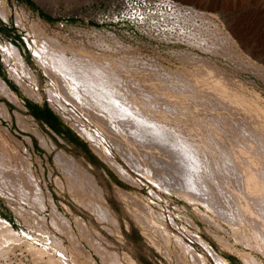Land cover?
Segmentation results:
<instances>
[{"label": "rangeland", "instance_id": "rangeland-1", "mask_svg": "<svg viewBox=\"0 0 264 264\" xmlns=\"http://www.w3.org/2000/svg\"><path fill=\"white\" fill-rule=\"evenodd\" d=\"M208 1L210 6L215 5L213 9H206L202 0L3 2L1 15L6 25L0 29V76L11 86L15 85V78L10 74L11 64L5 60L1 49V44H13L26 66L31 69L35 82L26 76L23 78L24 82L15 80L27 94L36 92L33 93L34 97L48 101L79 132L81 129L80 133L83 135V127L91 123L72 109L71 105L76 104L74 97L61 87V95L68 97L71 105L69 107L66 104V112H63L53 103L50 91L55 89L54 81L60 82V86L62 83L37 56V52H41V46H46L57 50V55L63 53L69 60L83 59L85 64H99L96 75L103 76L100 79L110 78L106 82L110 86L118 84V88L121 87L119 91L127 93L128 101L135 100L136 95L143 92L145 96L152 97L151 102H158L155 103L158 106L160 102L178 108L176 103H185L191 111L200 113L208 122H218L220 143L232 150L246 147L253 155L264 160V131L260 127L264 123V0H228L226 7L221 6L222 0ZM197 10L213 13L221 11L228 22H223L217 16L200 14ZM105 70L110 71L107 73L110 74L106 76L103 73ZM217 78L225 86L223 83L216 85ZM88 97L90 98V93L86 98ZM169 97L172 103L168 100ZM10 100L0 95V104H5L10 114V117L4 115L0 105V161L3 162L4 169L0 175V214L11 223L16 232L35 240L38 247L47 245L52 249L53 241L48 239L57 238L75 253L74 258L78 264L90 262L86 261L88 258L85 259L80 250L78 252L74 248V244L78 247L80 242L89 249L92 259L96 261L91 264H111L105 262L106 257H101L106 250L118 252L120 264H128L125 259L128 255L135 264H196V259L204 264H214L206 254L200 238L198 239L200 236L231 264H247L244 260L246 257L251 258L247 259L252 264H258L254 257L264 264V227L254 216L251 221V216L226 200H221L220 204L215 202L218 205L225 202L222 205L225 209L228 204L230 206L227 205V209L232 208L235 215L237 213L235 222L238 224H235L234 230L232 225L227 224L232 221L222 211H209L205 204L210 206V203L206 199L192 202L178 190V186L161 188L153 180H144L147 178L142 172L144 176L140 175L139 170V175L134 170L137 178L133 179L137 180L128 181L101 156L98 145H93L84 133L83 136L101 158L92 150H86V146H83V151L88 152L85 157L77 151V147L67 149L66 153L80 165L81 168L76 164V169L82 170L80 173L87 172L83 173L84 176L81 174L83 178L85 174L90 177L89 173L95 176L103 192L105 203H101L107 205L117 224L98 217L84 200L88 197L93 199V195L87 191L85 193L78 186L75 177L65 174L55 159V152L44 156L34 153L26 146L22 136L27 134V126L22 122L25 121L23 115H19L26 113L22 110L24 104L19 99L18 102L12 100L16 104ZM92 100L93 98L87 101ZM17 105L21 106V110ZM76 106L75 108L78 107ZM81 106L84 112L95 118V111L89 112V107L83 104L86 106L83 109ZM170 118L172 119L166 121L169 128L179 129L178 132L188 135V138H194L193 135L197 133L201 142L207 141L205 136L192 128L198 126L199 120L189 118L177 121L176 118ZM184 124L190 127L183 126ZM121 151L123 155L124 151ZM41 152L44 153L43 150ZM124 155L127 160L130 157L132 159L130 154ZM146 157L148 158L145 160L144 157L141 159L142 163L139 162L145 167L152 165L154 160L153 156ZM209 159L210 157L205 158L206 163L211 164L215 175L217 174L216 180H209V184L214 187L217 181L220 186H216L217 189L224 191L226 174L214 169L215 162ZM132 163L136 164L134 160ZM217 164L223 167L221 161ZM78 170L76 171H81ZM159 175L160 179L163 178L161 181L169 182L163 177L164 174ZM31 177H34L32 182L37 185L32 184ZM172 187L177 189L173 190ZM138 213L141 216L149 213V216L146 219L144 216L140 218ZM62 216V221L67 217L64 222H69L68 224L61 223ZM149 219L151 224L148 223ZM142 220L150 226L145 225L148 227L145 228ZM62 224L69 225L72 229ZM166 231L169 234L168 240ZM70 235L72 238H69ZM100 246L104 248V252H101L103 248L97 250ZM20 247L14 246L7 254H0V264H46L43 260L34 259L25 247ZM243 252L245 257L241 255Z\"/></svg>", "mask_w": 264, "mask_h": 264}, {"label": "bare ground", "instance_id": "bare-ground-1", "mask_svg": "<svg viewBox=\"0 0 264 264\" xmlns=\"http://www.w3.org/2000/svg\"><path fill=\"white\" fill-rule=\"evenodd\" d=\"M227 1L228 0H222L221 6L226 7ZM202 3L205 6V8L208 10L210 8L213 9V7L215 6L214 4L210 6L208 0H202ZM204 11L205 10H203V12L200 10H197V12L200 14H207L206 16L209 15L213 17L217 16L223 22L225 23L228 22L226 20V17L221 11H219L218 13H213V11H210V12H204ZM1 49H2V53L4 55L5 60L9 62V64H11L10 74L13 78H15L16 80H19L20 82H24L23 81L24 76L28 78L31 77L30 80L31 79L34 80L33 75L31 74L32 73L31 69H29L26 66L24 59L21 56L16 46H14L13 44H9V43L1 44ZM56 51L50 48H47L46 46H41V52L39 53L37 52L38 58L42 60V62L50 69V71L56 74V78H58L62 83V85L60 86V82L58 83L57 80H55L56 82L54 81L55 89L53 88L54 91H50L53 103L56 105V107L61 109L63 112H66V108H65L66 104L69 105L70 107L71 103L67 100L68 97H63L61 95V93L63 92L61 90V87L62 88L64 87L65 90H67V92L71 95V97H74L73 99L76 100L75 101L76 104H74L72 100V103L74 104V105H71L72 109L76 111V113L77 112L80 113V115H82L83 118H86L89 121V123H91V124H88L86 122L88 126L87 125L84 127L82 126L84 129L83 130L84 133L88 136V140H90L93 145L95 146L98 145V147L100 148L101 156L103 155V158L105 157L107 161H109V163H111L114 166L115 170H117V172L121 175V177L127 178L128 181L130 180L135 181L137 179H133L134 177H136L134 170H136V172L139 170L140 175L143 173L146 176L147 179H144V180H148V179L153 180L154 182L157 183V185L158 184L161 185V188L162 187L171 188L172 185L176 187L177 186L180 187V189L178 188V190L182 192L184 196L189 198L192 202L196 201L197 199L198 200L202 199V201L203 199H206L207 202L210 203V206L205 204L207 206V209H209V211L211 209V212L212 210L214 212L218 210L219 212L222 211L223 214L227 215L226 218L229 217V219L232 221V222L228 221L227 224L232 225V227L235 230L236 228L235 226L238 224V223L236 224L235 222L237 213L235 215V212L231 210L232 208H230V210L229 208L227 209L228 204L227 205L225 204L226 205V209H225L223 207L224 206L223 204L225 202L221 203L223 206L218 205L217 203L215 204V202H218L220 204L221 200L222 202L223 200L224 201L226 200L227 203L234 206L235 208H239V210L246 213L247 216L249 217L251 216V218H249L251 221H252V216H254L258 220V222L261 223V225L264 227V160L253 155L252 152H250L246 147L240 148L238 150L237 149L232 150L228 148L224 143L223 144L220 143L221 138L219 135L220 132H219L218 122H215V123L208 122L207 120H205V117L202 116L200 113H194L193 111H191L185 103L183 102L176 103L179 105L178 108H176L175 106H171L170 104H166V103L162 104L160 102H159L160 106H158L155 104L158 102H155V103L151 102L150 99L152 97L149 95L145 96L143 92L140 95H136L135 100L128 101L127 93L126 94L121 93L119 91V88L121 89V87L118 88V84L117 86H114V85L110 86L106 83L110 81V78L104 77V79H100L103 76H99L100 77L99 78L96 75V72H99V69L97 68L99 64L89 63V62H88L89 64L87 63L85 64V61H82L83 59L72 61V59L69 60L68 58H66L63 55V53H60L62 54L61 56H59L60 54L57 55ZM58 52H61V51H58ZM104 72L106 73V76L110 74V73L107 74L110 71L105 70L103 71V73ZM116 80H118V78ZM216 81H217L216 85L217 84L221 85L223 83L222 82L220 84L221 80H218V78ZM223 85L225 86L224 83ZM34 90H35V87H34ZM82 90L90 93V98L89 97L86 98L88 96V93L84 92L86 93L84 96V93L82 92ZM33 93H36V92H32L30 94L33 95ZM0 95L8 97L11 100H14L17 102L19 101L18 100L19 98L16 95V93L12 91V89L9 87V85L6 83V81L1 76H0ZM168 95L170 96V93H168ZM91 96L93 100L87 101V100L92 99ZM137 97L141 98V100L139 101ZM170 97L168 100L172 103L173 101H171L172 99H170ZM83 104L89 107V109H87V110H90L89 112H92V110L93 112L95 111V118H91L89 113L84 112L85 110L83 111L80 108V106L81 105L83 106ZM0 105H2L3 114L6 116H9L10 114H9V111L6 105L3 103H1ZM75 105H77L78 107L77 106L76 107L79 109L75 108ZM86 106H83L84 107L83 109H86ZM170 117H173V119L176 118L177 121L178 119L181 121V120H186L189 118L199 120L198 126L197 127L193 126L192 128H194L197 132H199L198 134H202L203 136H205V139L207 141L204 140L205 142H201V138L199 140V135H197L196 132H195L196 134L193 135L194 138H188V135H185L180 131L178 132L179 129L177 130L176 128H172V127L169 128L166 125V121L172 119ZM22 122H24V124L27 126V123L25 121H22ZM168 123H171V122L169 121ZM82 125H85V124H82ZM183 126H186V125L184 124ZM188 126L189 125H187L186 127ZM260 127H261V130L264 131V123H261ZM181 128L183 127H180V129ZM79 130L81 132V129ZM187 130L188 132L190 131L189 129ZM205 131L206 133H204ZM40 137H41L43 145L45 147L50 148V146L48 145L49 143L44 138V136L40 134ZM121 150L124 151L123 152L124 154L127 153L126 154L127 156L130 154L129 156H132V159L134 160V162H136L137 165L134 163L136 165L135 166L132 163L133 160L131 159V157H130V160H127L126 158H124L123 157L124 154L122 155ZM202 150H204L203 153H205L206 157H210L209 160L211 162L212 161L215 162L213 163L215 166V167L213 166V168L214 169L216 168L217 170H220L222 171V173L226 174L225 177H227V183H226V186L223 185V187L225 188V189L223 188L224 191L217 189V187L220 188L219 183L217 181L216 183L214 182L215 183L214 187L210 186L209 180L213 178H215L216 180L217 174L215 175L211 164L206 163L205 161L206 157L201 152ZM146 155H149L150 158L154 157L153 158L154 160H152L153 164L147 167H145L146 165L143 166V164H140L142 163L140 161H142L141 159L143 157H144V160L148 158L146 157ZM55 157H56L55 159L59 167L61 166V169H63L65 174L71 177H75V180L77 181L78 186L81 189H83L85 193L87 191V193L89 192V194L93 195V199H90L89 197L84 199L86 200L85 202L87 206H89L90 209L94 211L98 217L102 219H109L116 225L117 221L115 220V217L114 216L112 217L107 205H104L105 202L103 201L104 200V197L102 194L103 192L101 191L102 190L101 187L97 184L95 176L89 173L90 177L87 176L88 174L87 175L85 174V177L83 178L84 176L83 173L86 171H83V173H80L82 172V170L79 169L81 170L79 171L78 169H76L78 167L76 166V164L77 165L79 164L75 162L73 159L72 161L71 160L72 156L69 158V155L64 151H59ZM220 161L223 164V167H219V164H217ZM146 162L149 163V161H146ZM2 163L3 162L0 161V175H2L3 170H4ZM150 163H151V160H150ZM76 170H78L79 172H77ZM17 172L19 173V171ZM138 173L139 172H137V174ZM159 173L164 174L165 176L163 175V177L166 179V181H169V182L164 183L163 181H161V179L163 178L160 179ZM81 174L83 176H81ZM143 176H140V177H143ZM31 178H32L31 179V182H32L34 177H31ZM143 182L145 183V181ZM33 183L34 182H32V184ZM35 184L36 183H34V186ZM174 188L172 187L173 190L177 189V188L176 189ZM37 190H41V189L37 188ZM178 190L177 192H179ZM41 198H44V196L43 197L41 196ZM102 201L104 203H101ZM233 203L236 205L239 203V206L237 205L238 206L237 207ZM54 210L56 211V209ZM57 215L58 214L56 213V216ZM63 216L62 218H60V220L63 219ZM143 216L139 215L140 218H143ZM146 216H144L145 219H146ZM64 221H67V217L64 219ZM64 221L61 220V223L63 224L65 223L66 225L67 222H64ZM147 221H148V218H147ZM142 222L145 223L143 224L145 227V225H147L146 221L142 220ZM150 222L151 221L149 219L148 223ZM52 223H54V221H52ZM150 224L147 226H150ZM251 224L253 225V222ZM55 226L57 227V225ZM67 226H64V227H67ZM145 228H148V227H145ZM70 229L72 228L70 227ZM262 229L264 230V228ZM238 232H240V230ZM145 233H148V232H145ZM257 233L258 232H256V234ZM21 235H23L24 237L23 236L21 237ZM72 235H70L69 238L70 237L72 238ZM165 235H166V239L168 240L167 237H169V234L167 233V231ZM199 238H200L201 244L203 245V248L206 251V254L213 261L214 264H231V262L226 257L216 252V250L212 246H210L205 239L198 236V239ZM260 238H262V236H260ZM48 240H50L51 242L53 241L52 244L54 245V247L52 249H50V246H47V245L38 247L34 243L35 240L33 241L31 238H29L28 235L26 236L25 234H19L18 232H16V230L12 227L11 223L0 214V254L2 255L7 254L8 252L12 251L11 249L14 246L15 248L22 246V247H25L26 250H28V252L32 255L34 259L43 260L45 261L46 264H56V263L63 264V262H67L70 264H78V262L76 261V258H74L75 253L74 252L72 253V251L69 250V247L65 246V244L62 243L61 240L58 241L57 238L48 239ZM79 240L78 242H80ZM181 240L179 239V241ZM181 244H184V243L181 242ZM78 245L79 246L76 247L74 244V248H77L76 251L80 250V253L85 255L86 257V258L84 257L85 259L88 258L86 261L88 262L89 260L90 261L89 264L96 262L94 261V259H92L91 252L89 251V249H86L81 242L80 244L78 243ZM184 247H186V245H184ZM93 248L95 247L93 246ZM101 248L103 247L100 246L98 247L97 250L99 249L101 250ZM53 249L54 251H50ZM102 250L101 252H104V248ZM185 250L189 253L187 248ZM105 252L102 253L103 255L101 254V257H104V258L106 257L107 261L105 262L107 263L110 262L111 264H120L118 261L119 259L118 252L113 253L108 250H106ZM209 253L211 254V256ZM243 254L245 253L243 252L241 255ZM183 257L186 258L185 256ZM247 258L249 257H246L244 259L247 262V264H252L250 261L251 258H249L250 260ZM125 259L128 264H135V262L131 260L129 255L125 256ZM254 259L256 260L258 264H263L256 257H254ZM205 261H207L206 258H205ZM195 262L196 264H204L203 262H200L199 259H196Z\"/></svg>", "mask_w": 264, "mask_h": 264}, {"label": "crops", "instance_id": "crops-1", "mask_svg": "<svg viewBox=\"0 0 264 264\" xmlns=\"http://www.w3.org/2000/svg\"><path fill=\"white\" fill-rule=\"evenodd\" d=\"M10 1L12 2L13 0H0V29L2 26L6 25V21L1 15V3H10ZM13 82L15 84L14 86L8 85L12 91L16 93L19 100L23 102L24 108L22 110L26 112L19 114L23 115L27 123V130H25L27 134L22 137L29 149L34 153L37 152L46 156L48 153L51 154L55 152L56 155L58 151L62 150L67 152V149L77 147V151L82 153L85 157L88 152L83 151V146H86V150H92L98 158H101L78 129L56 111L48 101L27 94L18 81L14 79ZM10 102L16 104L12 100H10ZM17 106L21 110V106ZM13 116L16 117V114ZM40 134L47 140L50 148L43 145ZM42 150L44 153L41 152Z\"/></svg>", "mask_w": 264, "mask_h": 264}, {"label": "trees", "instance_id": "trees-1", "mask_svg": "<svg viewBox=\"0 0 264 264\" xmlns=\"http://www.w3.org/2000/svg\"><path fill=\"white\" fill-rule=\"evenodd\" d=\"M46 18L51 19V17L44 15ZM6 80V79H5ZM7 81V80H6ZM7 83L9 84V82L7 81ZM10 85V84H9ZM11 86V85H10Z\"/></svg>", "mask_w": 264, "mask_h": 264}]
</instances>
